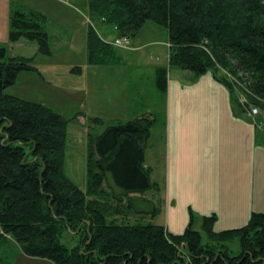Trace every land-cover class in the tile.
Returning a JSON list of instances; mask_svg holds the SVG:
<instances>
[{
	"label": "trees",
	"instance_id": "16d2710c",
	"mask_svg": "<svg viewBox=\"0 0 264 264\" xmlns=\"http://www.w3.org/2000/svg\"><path fill=\"white\" fill-rule=\"evenodd\" d=\"M88 14L130 38L147 22L167 31V66L154 73L161 94L170 69L197 76L211 71L229 90L237 113L245 118L237 90H247L248 99L264 110V0H88ZM45 23L41 12L12 6L9 40L32 41L38 54L50 55ZM85 46L90 65L122 62L116 48L90 25ZM32 60L5 58L0 46V248L12 241L23 254L53 264H264V212H252L244 225L219 231L214 214L201 217L200 230L190 214L181 233L152 222L117 219L123 199L129 209L128 197L152 186L150 170L143 166L155 123L152 113V118L136 116L99 128L95 136L89 132L87 187L75 185L63 171L70 119L45 104L4 92L21 72L41 74ZM81 70L74 66L70 72ZM220 70L228 76H219ZM89 120L103 125L99 117ZM123 149L130 155L125 180L116 170ZM154 209L137 212L153 218ZM65 235L74 244L64 242ZM235 239L240 251L233 255L228 243ZM14 258V251L2 250L0 264Z\"/></svg>",
	"mask_w": 264,
	"mask_h": 264
},
{
	"label": "rangeland",
	"instance_id": "374dc122",
	"mask_svg": "<svg viewBox=\"0 0 264 264\" xmlns=\"http://www.w3.org/2000/svg\"><path fill=\"white\" fill-rule=\"evenodd\" d=\"M3 1L9 2L10 6L8 11L0 8V20L6 19L4 30H0V46L5 49V58L20 55L33 57L32 65L37 67L41 73L40 75L33 72L19 73L15 83L5 88L4 92L45 104L66 119H70L67 124L65 141L64 174L81 190H86L89 132L95 136L99 128L101 131L109 124L125 122L136 116H146L149 113L145 112L149 110L155 117V123L144 148L143 166L150 170L152 186L144 192L131 194L128 198L133 207H129V209L127 199H123L120 205L122 214L118 215L117 219L130 224L152 222L161 224L165 228L168 226L172 233H181L189 221L190 214H192L194 216V228L200 230L202 216L192 209H187L185 216L180 215L181 210L176 207L177 201L173 194L170 192L169 200L167 197L168 168L166 164V116L164 110L167 90L161 94L156 89L154 82L155 67L167 66L169 45L167 31L147 22L137 36L130 38L128 45L114 46L117 55L121 57V63L112 65L113 67L110 66V68L107 66H90L88 68L85 66L87 58L85 36L88 26H92L99 36L111 45L117 36L115 27L89 19L88 0ZM3 4L5 3L3 2ZM17 5L41 12L46 17L45 26L49 37L50 55L38 54L37 45L32 41L20 39L11 42L9 40V11L12 6ZM133 46L136 47L134 50L125 49ZM74 66H80L82 72L80 74L71 73L69 70ZM97 71L103 75L101 78L98 77ZM185 72L187 75L193 76L187 77L183 74ZM219 73V76H228L225 71L220 70ZM212 74L213 72L207 71L197 76L189 71L170 69L168 78L171 91L175 92V89H180L182 86L188 85L189 87L197 84H193L194 80L207 85L208 90L212 91L213 85L217 82ZM115 76L119 78L118 84L115 86L117 95L127 99L123 104H120L117 111L113 107L103 106L102 102H99V97L102 95L99 93H106L107 87L112 85L110 77ZM126 77H130V79L125 80ZM230 80L237 86H241V83L236 79L234 80L233 77ZM219 85L220 90H217V94L227 96L229 94L227 87L221 83ZM237 94L238 98L245 97V104L257 106L248 99L247 90L244 92L237 90ZM148 116L152 118V115ZM90 117L101 118L103 125L93 124L89 120ZM245 119L253 128L261 130L262 132L258 133L264 137V130L255 127L246 116ZM89 123H92L91 127H88ZM129 158L130 155L127 150L123 149L116 163V170L120 174L121 180H125L130 171ZM108 177L110 178V174ZM103 187L109 189L105 184ZM153 208H155L153 218H150L147 213L137 212L138 210L147 211ZM215 216L217 218V215ZM63 240L69 245L75 242L69 235H65ZM2 246L0 255L2 250L14 251L15 256L21 252L12 241L2 244ZM228 246L233 255L240 251L237 239L228 243ZM11 256L13 257V255Z\"/></svg>",
	"mask_w": 264,
	"mask_h": 264
},
{
	"label": "crops",
	"instance_id": "0c3cea01",
	"mask_svg": "<svg viewBox=\"0 0 264 264\" xmlns=\"http://www.w3.org/2000/svg\"><path fill=\"white\" fill-rule=\"evenodd\" d=\"M9 7V2L0 0L1 9L8 11ZM5 24L6 19L2 18L0 30H4ZM85 62L88 68L118 65H90L87 58ZM102 76L99 72L98 77ZM118 79L110 77L112 85L106 93H99L102 94L99 102L115 111L127 100L117 95ZM195 81L193 84H197L193 86H182L172 92L167 79L164 102L167 197L169 200L170 192L173 194L182 216L187 209L200 216L217 215L214 225L217 231L240 227L252 212H264V137L258 133L261 130L253 128L237 113L230 93L225 97L217 94L218 82L214 80V89L210 91L207 85ZM166 229L170 231L168 226ZM14 259L11 264H53L22 252Z\"/></svg>",
	"mask_w": 264,
	"mask_h": 264
},
{
	"label": "built area",
	"instance_id": "2783aa9c",
	"mask_svg": "<svg viewBox=\"0 0 264 264\" xmlns=\"http://www.w3.org/2000/svg\"><path fill=\"white\" fill-rule=\"evenodd\" d=\"M130 37L126 35H117L113 40V46H126L130 43ZM239 101L244 107L245 116L250 119L252 124L264 130V110H261L259 107L255 105L245 104V97H239Z\"/></svg>",
	"mask_w": 264,
	"mask_h": 264
}]
</instances>
